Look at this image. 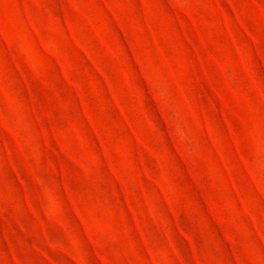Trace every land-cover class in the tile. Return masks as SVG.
<instances>
[{"label": "rangeland", "instance_id": "374dc122", "mask_svg": "<svg viewBox=\"0 0 264 264\" xmlns=\"http://www.w3.org/2000/svg\"><path fill=\"white\" fill-rule=\"evenodd\" d=\"M0 264H264V0H0Z\"/></svg>", "mask_w": 264, "mask_h": 264}]
</instances>
